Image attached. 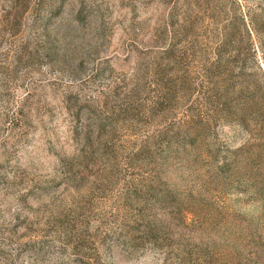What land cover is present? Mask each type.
<instances>
[{"label": "rangeland", "instance_id": "1", "mask_svg": "<svg viewBox=\"0 0 264 264\" xmlns=\"http://www.w3.org/2000/svg\"><path fill=\"white\" fill-rule=\"evenodd\" d=\"M262 91L264 0H0V264H264Z\"/></svg>", "mask_w": 264, "mask_h": 264}, {"label": "trees", "instance_id": "2", "mask_svg": "<svg viewBox=\"0 0 264 264\" xmlns=\"http://www.w3.org/2000/svg\"><path fill=\"white\" fill-rule=\"evenodd\" d=\"M232 25L233 22L226 24L227 29L231 27L229 32H225L226 45L236 44L237 35L236 33H233ZM223 50L221 51L218 50L212 62L211 63L208 62L204 66L203 68L204 75L201 80V88L202 91L204 92V96L207 101H212V102L214 101L218 104L222 101V99H224V102L221 103L220 107L222 108V110L227 111V110H233L232 103H230L231 102L230 96H233L234 93L239 92L238 94H245L249 90L256 92V91H261L262 89L258 83H254V85L242 83L239 86L240 88L238 92H236L235 89L234 91H232V89L235 86L231 87L229 82L231 80L230 78L234 70V67L229 63L232 62L231 55H227V57L225 58L224 53H222L224 52ZM164 53L167 54L166 58L169 59V61L177 62L178 56L172 47L169 46L168 48H166L164 50ZM225 61L227 62L225 63ZM171 85L167 89L168 90L167 95H168V99L173 101L178 98V93L175 89L176 88L175 84H171ZM262 93L264 94L263 91ZM200 121H201V126L206 127L207 123L211 121V115L210 117H206V115L203 114L200 117ZM178 130L179 131L172 130L171 132L166 133V136H168L169 138L170 144L171 142L178 140L180 137L187 136L185 130L184 133L181 129L178 128ZM182 133L185 135H183Z\"/></svg>", "mask_w": 264, "mask_h": 264}]
</instances>
